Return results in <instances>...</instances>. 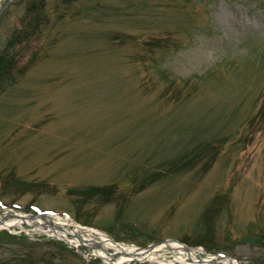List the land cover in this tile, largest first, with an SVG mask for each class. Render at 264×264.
Wrapping results in <instances>:
<instances>
[{
	"label": "rangeland",
	"instance_id": "1",
	"mask_svg": "<svg viewBox=\"0 0 264 264\" xmlns=\"http://www.w3.org/2000/svg\"><path fill=\"white\" fill-rule=\"evenodd\" d=\"M19 212L264 264V0H0V218ZM39 231L0 229V264H119Z\"/></svg>",
	"mask_w": 264,
	"mask_h": 264
},
{
	"label": "bare ground",
	"instance_id": "2",
	"mask_svg": "<svg viewBox=\"0 0 264 264\" xmlns=\"http://www.w3.org/2000/svg\"><path fill=\"white\" fill-rule=\"evenodd\" d=\"M57 217L58 218L53 219L49 216L35 217L27 213H19L11 217L7 216L6 218L0 219V228L14 226L25 228L26 225H35L39 227V232L47 233L48 235L56 234L57 236L68 240V235L70 233L78 235V232H80L83 233L84 238L80 236L75 237L71 241L73 244H76L80 248L79 242L87 243L89 246L97 248V255L105 257L106 259L111 258L112 255L116 254L117 257L120 256L119 264L123 261H131L135 259L142 261L147 259L158 261V252L166 247L177 249L180 254L182 253L181 255H186V258L182 260L181 264H215L213 263V258L207 260L205 258H200L199 252H202L200 249L188 250L184 244L177 241H169L149 248H138L136 245L113 240L111 236L107 235L105 232H101L99 229L85 227L78 222L75 223L71 218L64 217L60 219L59 216ZM97 236L99 238H97ZM110 248L115 249L116 252L113 254L109 253L108 249ZM159 262L164 263L161 260H159ZM225 262L227 264H237L230 258H226ZM169 264H176L175 260L171 261Z\"/></svg>",
	"mask_w": 264,
	"mask_h": 264
},
{
	"label": "water",
	"instance_id": "3",
	"mask_svg": "<svg viewBox=\"0 0 264 264\" xmlns=\"http://www.w3.org/2000/svg\"><path fill=\"white\" fill-rule=\"evenodd\" d=\"M170 240H175V239H165V240H163V241H159V242H157V243H153V244L149 245V247H154V246H156V245H158V244H161V243H163V242H167V241H170ZM175 241H177V240H175Z\"/></svg>",
	"mask_w": 264,
	"mask_h": 264
}]
</instances>
